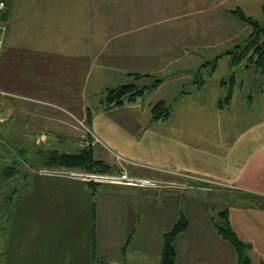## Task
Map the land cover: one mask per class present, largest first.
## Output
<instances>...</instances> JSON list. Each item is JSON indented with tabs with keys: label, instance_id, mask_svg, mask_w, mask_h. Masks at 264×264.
<instances>
[{
	"label": "crops",
	"instance_id": "1",
	"mask_svg": "<svg viewBox=\"0 0 264 264\" xmlns=\"http://www.w3.org/2000/svg\"><path fill=\"white\" fill-rule=\"evenodd\" d=\"M8 2V9L0 14V23L6 28L4 34L0 31V140L8 136L30 137L35 146H45L47 135L53 129L61 134L60 137L78 144L79 149L89 146L94 154H100L101 149L97 145L105 141L106 144L103 143L114 159V162L108 161L114 175L126 173L130 178L151 180L155 184L133 186L100 182L99 185L107 186L111 191H132L135 195H142V189H153L161 194L163 192L160 198L163 202H177L179 193L206 192L210 190L208 185L216 184L218 188L214 189L215 192L231 196L225 208L229 224L237 237L249 244L250 264H264V118L259 120L255 109H249L255 103L252 95L242 99L248 109L243 107L232 117L228 116L232 114L237 98H240L241 88L234 89L228 105L218 108L219 100L227 93L219 82L218 88H192L181 95L176 94L172 99L162 97L160 100H173V107L165 122L152 120L149 108L148 121L161 124L157 130L143 127L140 117L136 122L137 119L130 115L123 120L108 116L106 132L99 127L92 130L96 119L102 115L107 117L111 110L123 108L125 104L106 110L100 103L101 107L94 111L89 107L92 104L90 97L96 96L100 90L103 94L106 89L115 88L118 77L123 81L131 79L128 73L141 72L131 69L130 62L134 61L132 53L141 58L142 72H150L147 71L150 70L147 64L153 61L144 55L140 57L141 52H137L140 49L136 45H154L155 42L152 44L141 38L124 37L123 34L115 37L116 25L112 14L142 13V28H158L156 25L163 23L164 19L154 14L164 12L161 8L163 1ZM247 3L254 4L261 13L264 0H207L206 4L196 8L191 5L187 8L190 12H180L171 7L169 10L175 12H166L170 14L166 18H182L193 12L207 14L208 19L213 14L214 18H218V23L211 27L217 36L215 40L224 45L228 39L236 38L234 29L242 24L238 20L228 24L226 13L234 8L243 11ZM147 14L153 16L147 20ZM122 23L120 18L119 28L124 27ZM209 25L205 21L201 24L206 40L215 36L210 33L213 30H208ZM221 30L222 35H218ZM261 95L264 96V92ZM88 112L91 116L89 124H86ZM110 115L116 114L110 112ZM227 118H230V126L227 125ZM243 122L245 127L239 128L238 124ZM78 124L82 128H90L89 133ZM83 131L87 133L86 140L82 139ZM52 151L47 152L46 163L43 160V164L50 166L49 154ZM72 152L69 146L61 150V153ZM155 154L158 160H155ZM150 155L154 157V165H149L152 167L145 172L150 177L130 176V173L142 176V170H136L139 168H135L131 161H136L135 157H143L147 161ZM95 158L102 160L100 156ZM14 178L7 179L14 181ZM58 180L64 185L69 184L65 185V194L76 192L82 202L76 240L70 244H48L45 234H41V230L48 225L46 214L40 211L32 214L36 218L37 232L29 233L27 244H15L14 241L2 244L0 264H139L138 257H131L130 252L133 248L130 246L136 243V239H139L136 244H142V249L136 251L150 253L151 239L144 240L146 234L139 238L131 221L124 220L129 217L125 206H117L111 192H102L101 195L95 191V186L92 189L89 181L70 176H39L30 181V201L44 206L43 198L50 182L56 184ZM89 190H93L91 195ZM191 206L198 212L195 236L190 235L185 248L191 261L194 258L197 264H238L232 246L221 239L213 228L206 206L200 203H192ZM174 210L177 219L180 212L184 214L178 206ZM170 211L169 207L162 210V216H167ZM116 224H122V229L115 230ZM189 229L190 221L175 244ZM194 237H202L206 241H194ZM121 244H128L129 247L122 250ZM157 246V256L161 261L162 245ZM139 261L142 262V259Z\"/></svg>",
	"mask_w": 264,
	"mask_h": 264
},
{
	"label": "rangeland",
	"instance_id": "2",
	"mask_svg": "<svg viewBox=\"0 0 264 264\" xmlns=\"http://www.w3.org/2000/svg\"><path fill=\"white\" fill-rule=\"evenodd\" d=\"M8 1L9 0H0V2L4 4L0 9V14L8 9ZM162 1L161 8L164 12L154 14L158 18L164 19L163 23L156 25L158 28H142V24L144 23V21H142L144 19L142 13L116 12L112 14L116 25L114 30L115 37L123 34L124 37H130L132 39L141 38L142 41L152 42V44L155 42L154 45H136V48L138 47V49H140L137 51L138 53L141 52L139 55L140 57L144 55L148 60H153L151 63L148 61L149 65L147 64V69H150L147 71L150 72H142L141 58H139L137 54L132 53V56L136 55V57L131 56V59L134 60L130 62L132 66L131 69L141 72L130 73L149 74L160 78L162 82L159 87H157L158 90H152V92L146 93L144 97L137 99L135 103L126 102L124 103L125 105L123 108L111 110L110 112L116 114L115 116L110 115V112L107 117L102 115L103 117H100L98 120L96 119L92 130L95 131V128L99 127L106 132L108 130V116L114 117L116 120H123L128 115L132 118H136V122H138L140 117L143 127H150L149 129L152 131H154L155 128L157 130V126L161 124L152 123L153 121L151 122L148 120L150 119L149 108L158 100L166 96L170 97L169 99H172L176 94L181 95L183 92L191 91L190 89L192 88H218L219 82L221 88H226V90L228 88H233L234 91L235 88H241L239 91L240 98H237V102L233 105L234 107L231 111L232 114L229 113L228 116L232 117L239 109L246 107L245 104L242 103V99L245 98L246 95H252V101L255 103L252 104L249 109L254 108L255 113L258 115V119H263L264 96H262L261 93L264 92V73H261V71L254 65L246 67V60H243L240 64L232 68L231 56L227 53L234 46L239 43L242 44L241 40L242 42L245 41L251 32V27L232 15L228 10L226 13L227 23L229 24V21L232 20H238L242 22V24H240V27L233 28L234 33L236 32L237 35H235L236 38L228 39L227 43L224 45L222 43L218 44V40H215V38H217L216 33L211 28L214 27V23H218V18H214L213 14H210L208 19H206L207 14H195L193 12L182 18H166L170 16V14L166 12H175V10H169L171 7L180 12H184L185 10L189 11L187 8L191 7V5H194L196 8L197 5L206 4L207 0ZM244 7L243 11L246 16L262 21V13H260L259 8H256L254 4L247 3ZM203 15L205 17H203ZM150 16H153V14H147V20L150 19ZM120 18L123 19L122 24L124 27L119 28L118 24ZM204 21L210 24L208 30H213V32H209L215 35L209 37V40H206L207 36H204L203 33L204 28L201 27V24ZM5 29V24L0 23V31L3 34ZM219 34L222 35V30L218 32V35ZM237 42L239 43L235 44ZM215 56L218 57H216L217 60L213 68L211 62L214 60ZM219 57H223L224 59H218ZM138 60H141V62ZM232 74L234 77L230 80ZM196 76L197 79L195 81ZM117 81L118 84H115L116 87L130 83L142 86L143 84L151 83L152 79L151 81L146 79L134 80L131 77V79L127 78L122 81L120 80V77H118ZM193 81L195 82L194 84ZM102 96L103 94L100 90L96 96L93 95L90 97V101L92 102L91 105H94L93 107L89 105L92 110L96 111L97 108L101 107L100 99ZM166 101L173 107V100ZM246 109H248V107H246ZM227 119V125L230 126V118ZM82 123L83 126H85V122ZM244 124V122L242 124L239 123L238 127H245ZM82 129L85 131L87 130V133H89L88 131L90 128L86 129L85 127ZM50 132L51 134L47 135V145H41L40 147L35 146L30 137L8 136L2 138V141L0 140V249L2 244H7L8 241H14L15 244H27L29 233L34 231L37 232V226L35 225L36 218L32 216V214L40 211L42 213L44 211L46 214L45 220L48 225L45 229L41 230V234H45V239L48 240V244H62L65 242L70 244L76 240L75 237L79 225L78 221L80 222L78 215L81 210L82 202L78 200L79 197L76 192L65 194V185L68 186L69 184L64 185V183L62 184L59 180L56 184L50 182L43 198L45 201L43 202L44 206L34 204L29 199V195L32 193V185L30 184L31 180L39 178V176L62 178L65 177V173H68L69 171H81L69 170L66 172L67 170L65 168H55L43 164V160H45L46 163L47 152L50 150L61 152L65 146H69L72 148V153L79 151L78 144L66 140V137H60L61 134H59L57 130L52 129ZM83 133L82 136L87 134L86 132ZM76 139L80 138L77 137ZM103 142L105 143V141ZM103 142L97 145L101 150L100 154L97 152L94 154V158L100 156V159L107 164L109 163L108 161L114 162L113 157L107 151L108 148L105 145L106 143L104 144ZM80 149L82 148L80 147ZM96 149L97 148H95V151ZM135 159L136 161H131V163H133L135 168H139L136 170H142V176L133 173H130V176L136 178L150 177L146 175L145 172H149L147 168L152 167L149 165H154V157L150 155L147 161L144 160L143 157H135ZM155 160H158L156 154ZM10 167H13L15 171V175L13 176L15 177L14 181H8L6 178V173ZM150 170V172H152V169ZM150 182V185L155 184L154 181L150 180ZM215 185L216 184L213 185V183L208 185L210 190L206 192L179 193L177 195L178 199L176 198L175 200L177 202L160 201L163 192L161 194V192L153 189H142V195H135L132 191L125 192L121 189H114L111 191L107 186L97 185L95 186V191H98L101 195L102 192H111L115 197L116 205L119 207L125 206V209H127L129 217H126L124 220H127V222L131 221L132 228L136 230L137 234H139V238L140 236H143V234H146L144 240L151 239V242L153 243L150 250L151 254H141L136 251L137 249H142V244H136L139 242V239H136V243L131 244L130 246L133 247L130 251L131 257H138L139 264H159L160 258L157 256L158 252H156V249H158L159 246H155L156 244H163V234L171 228L173 225L172 223H174L173 221H176L177 219L174 209L178 206L179 210L183 211L190 221V229L188 233H185L183 237L179 239V243L181 244H175L177 252L175 264H197L193 261L194 258L191 261L187 252L185 253V248L187 247V244H189L187 242H189L188 240L191 238L190 235L195 236L194 232L197 225L196 217L198 212L194 211V207H192L191 204H204L206 206L207 217L216 218L217 212L224 210L227 207L229 203L228 198L230 199L231 196L219 191L215 192L214 189L218 188V186ZM83 186L86 188V185ZM92 193L93 190H89V194L91 195ZM90 198L92 200V196ZM168 207L172 212H167V216H162L161 211L167 210ZM122 220L123 219H120V221ZM117 229L121 230L122 224H116L115 230ZM11 237L12 239L10 240ZM196 240L200 242L206 241L205 238L194 237V241ZM127 245L121 244V249H127L126 247H129ZM60 258L61 261L63 256ZM140 259H142V262L139 261Z\"/></svg>",
	"mask_w": 264,
	"mask_h": 264
},
{
	"label": "trees",
	"instance_id": "3",
	"mask_svg": "<svg viewBox=\"0 0 264 264\" xmlns=\"http://www.w3.org/2000/svg\"><path fill=\"white\" fill-rule=\"evenodd\" d=\"M229 12L251 27V32L245 41L241 42L242 44L234 46L227 52L228 55L231 56L232 68L240 64L243 60H246V67L254 65L261 71V73H264V3L261 6L262 21L246 16L240 8L229 10ZM216 60L217 58L211 62L213 68ZM128 75L134 80L146 79L151 81L152 79V81L151 83L143 84L142 86L130 83L106 89L100 100L101 105L106 110L120 107L126 102L136 101L137 99L144 97L146 93L157 88L162 82L160 78L149 74L128 73ZM233 77L232 74L230 80H232ZM196 79L197 76L195 77V81ZM194 83L195 82L193 81V84ZM232 93L233 88H228L226 95L219 100L217 107L223 108L228 105L231 101ZM171 109L172 105L168 104L167 101L159 100L150 107L151 119L154 121L165 122L170 117ZM90 116L91 114L88 112L86 124H89ZM82 139L86 140V135H83ZM49 155L50 166L55 168H65L67 170L66 172L69 170H81L80 172L94 175H113V170L108 164L104 163L102 160L94 158L93 150L89 146L79 149L76 153H61L54 150L50 152ZM6 175V178L15 175L13 167L9 168ZM88 183L91 185V188L94 189V186L99 185L100 182L89 181ZM210 220L220 238L229 243L234 249L238 264H250L248 256L249 244L242 242L232 230L229 224L227 209L217 212L216 218L212 217ZM188 225V219L182 212H180L177 221L163 234L160 264H175L177 255L175 241L176 238L188 228ZM127 242L128 239L126 240V243Z\"/></svg>",
	"mask_w": 264,
	"mask_h": 264
},
{
	"label": "built area",
	"instance_id": "4",
	"mask_svg": "<svg viewBox=\"0 0 264 264\" xmlns=\"http://www.w3.org/2000/svg\"><path fill=\"white\" fill-rule=\"evenodd\" d=\"M3 3L0 2V9L3 7ZM41 139V138H40ZM66 176L79 178L86 181L92 182H108L113 184H125V185H133V186H147L150 185L151 182L148 180L141 179H133L128 177L126 173H121L119 175H94L88 174L84 172H68L65 173Z\"/></svg>",
	"mask_w": 264,
	"mask_h": 264
}]
</instances>
